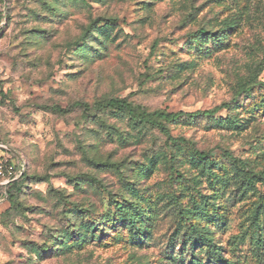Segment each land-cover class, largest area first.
<instances>
[{
  "label": "rangeland",
  "instance_id": "obj_1",
  "mask_svg": "<svg viewBox=\"0 0 264 264\" xmlns=\"http://www.w3.org/2000/svg\"><path fill=\"white\" fill-rule=\"evenodd\" d=\"M0 144V264H264V0H0Z\"/></svg>",
  "mask_w": 264,
  "mask_h": 264
},
{
  "label": "trees",
  "instance_id": "obj_2",
  "mask_svg": "<svg viewBox=\"0 0 264 264\" xmlns=\"http://www.w3.org/2000/svg\"><path fill=\"white\" fill-rule=\"evenodd\" d=\"M204 33V32H202ZM82 104L81 102H76L74 104V106H78ZM86 109L89 108L88 104L85 103L83 104ZM98 106L100 109H105V108H109L112 110H117L118 112H123V113H129V114H134L135 117H137V119H143L146 120L148 122H150L151 124H153L154 126L160 128L163 132H165L166 134L169 135L170 131L168 128V124L172 123L176 120H178L179 118L183 117V116H201V115H205V116H214L216 113H218L220 110L226 108L228 106V104H222L220 106H216L213 109H208V110H196L194 112H186V111H179V112H168V111H161V110H156L153 112H147V111H143L140 114L136 111V109L133 107V105L127 101V99H121V98H111L109 100H105L102 102L98 103ZM53 109H56L62 113L67 112L69 109L68 108H60L59 106H54ZM182 140H184V138H181ZM2 152L7 153L10 158L16 163L17 166L20 165L21 161L20 159L13 155L10 152H7L5 150L2 149ZM199 155L198 157L201 158L202 160L207 161L208 156L206 154H204L203 152H198ZM233 158V156H231ZM233 162L235 163H240L241 161L233 158ZM28 167H26L25 172L21 175V177L17 180H14L12 182H10L8 184V198L9 200L13 199V191L14 190H21V187L23 186L24 183L27 182V176H28ZM95 181H98L97 178H93ZM115 206L116 209L119 210L121 217H127L130 219V222L128 223L129 227L131 229H136L139 230L140 228L138 227V225L136 224L137 220L136 217H132L131 212L139 210L138 207L134 206L133 209L130 210L129 207H126L124 203H122L119 200H115ZM141 231V230H139ZM138 233H142V232H137ZM142 239V238H140ZM187 242V238H185V242ZM49 248V246H46L43 248L44 251H47Z\"/></svg>",
  "mask_w": 264,
  "mask_h": 264
},
{
  "label": "built area",
  "instance_id": "obj_3",
  "mask_svg": "<svg viewBox=\"0 0 264 264\" xmlns=\"http://www.w3.org/2000/svg\"><path fill=\"white\" fill-rule=\"evenodd\" d=\"M26 167L27 166L24 165L22 161L20 165L17 166L7 153H0V183L3 185H7L10 182L14 181L16 178L22 175L23 171L25 172Z\"/></svg>",
  "mask_w": 264,
  "mask_h": 264
},
{
  "label": "water",
  "instance_id": "obj_4",
  "mask_svg": "<svg viewBox=\"0 0 264 264\" xmlns=\"http://www.w3.org/2000/svg\"><path fill=\"white\" fill-rule=\"evenodd\" d=\"M0 147L3 148V149H5V150L8 151V152H11V153L16 154L17 157H19V158L21 159V161L23 162V164L26 165V161H25V159H24L22 156L18 155L17 152H15L14 150H12L11 148H9L8 146H6V145H4V144H0ZM23 173H24V171H23ZM23 173H22V174H23ZM20 177H21V176H20ZM20 177L16 178L15 180L19 179ZM0 185H3V184L0 183Z\"/></svg>",
  "mask_w": 264,
  "mask_h": 264
}]
</instances>
